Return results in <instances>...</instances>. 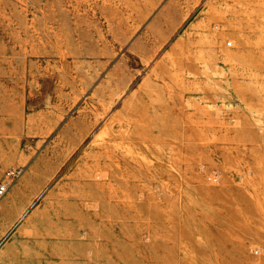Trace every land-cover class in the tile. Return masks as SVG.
Returning <instances> with one entry per match:
<instances>
[{
  "label": "rangeland",
  "instance_id": "374dc122",
  "mask_svg": "<svg viewBox=\"0 0 264 264\" xmlns=\"http://www.w3.org/2000/svg\"><path fill=\"white\" fill-rule=\"evenodd\" d=\"M3 182L0 264H264V0H0Z\"/></svg>",
  "mask_w": 264,
  "mask_h": 264
},
{
  "label": "built area",
  "instance_id": "2783aa9c",
  "mask_svg": "<svg viewBox=\"0 0 264 264\" xmlns=\"http://www.w3.org/2000/svg\"><path fill=\"white\" fill-rule=\"evenodd\" d=\"M15 172L10 173V177H13ZM10 182L0 183V199L3 198L9 190Z\"/></svg>",
  "mask_w": 264,
  "mask_h": 264
}]
</instances>
